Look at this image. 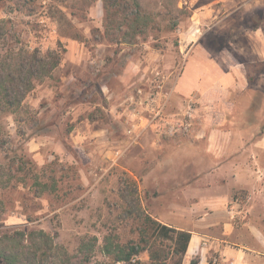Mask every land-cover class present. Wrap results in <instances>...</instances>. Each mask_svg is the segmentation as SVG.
<instances>
[{"label":"rangeland","instance_id":"rangeland-1","mask_svg":"<svg viewBox=\"0 0 264 264\" xmlns=\"http://www.w3.org/2000/svg\"><path fill=\"white\" fill-rule=\"evenodd\" d=\"M136 1L151 21L149 29L145 36L116 44L102 34V0H0V19H11L24 42L61 55L49 76L26 95L23 110L0 116V130L7 133L0 146V234L42 228L53 238L55 262L75 254L84 241L94 249L93 264L104 258L99 251L104 235L121 242L138 236L136 221L126 213L130 198H138L145 213L194 238H222L217 218L225 211L234 226L233 246L264 250V61L251 60L260 47L248 39L258 28L257 35L264 36V0ZM129 10L116 14L115 23L125 27ZM190 37L192 47L183 44ZM192 60L208 78L189 80L185 92L179 82ZM232 65L241 68L242 77L220 79L215 90L212 76ZM125 69L127 89L118 80ZM139 74L138 88L159 91L165 114L180 116L194 98L190 132L128 133L132 125L126 118L132 116L119 111L123 101L131 104L125 101L135 93L131 84ZM102 85L114 93L106 110L100 108L108 103L98 93ZM199 119L208 121L206 133L193 131ZM94 121L106 135L76 141L74 129L87 133ZM15 158L20 161L10 165ZM36 172L49 185L43 192L33 184ZM130 182L136 192L123 199L120 193ZM212 188L228 201L222 206L201 202L197 195ZM252 224L262 240L250 238ZM146 239L152 249L163 250L167 263L176 264L169 240L150 233ZM194 247L181 264H229L211 250L202 251L200 242ZM224 249L231 260L243 256L244 264H264L260 255ZM140 257L148 259L146 250Z\"/></svg>","mask_w":264,"mask_h":264},{"label":"trees","instance_id":"trees-1","mask_svg":"<svg viewBox=\"0 0 264 264\" xmlns=\"http://www.w3.org/2000/svg\"><path fill=\"white\" fill-rule=\"evenodd\" d=\"M128 8H130L128 13L131 19L126 26L123 27L122 22L115 23V15L119 12L125 14ZM102 9L104 11L102 34L113 43L130 42L138 36H145L149 29L151 21L136 0H102ZM13 27L11 19H0V116L19 114L23 110V100L26 95L35 88L37 83L49 76L61 59L60 52L56 49L42 51L40 47L30 46L21 39ZM32 118H34L33 115ZM22 119L23 117H19V120ZM5 137L7 133L2 128L0 146L6 142ZM19 161L20 158H15L10 161V165ZM28 162L32 170L36 168L32 160ZM33 176V184L38 188L37 191L43 192V189L49 188L48 183L41 180L37 172L33 173ZM128 184L130 185L125 191L120 189L123 199L130 193L136 192L135 184L133 182ZM130 201L132 205L126 213L136 221L140 233L134 239L125 242L117 240L118 238L111 234L104 235L101 249H99L104 258L95 260L93 264H169L163 250L152 249L151 244H148L146 237L149 233L156 240H169L172 244L171 253L176 257V264H181L191 232L152 218L141 209L138 198H130ZM54 245L52 236L42 228L11 229L2 232L0 234V264H89L92 260L94 249L83 241L75 254H68L64 259L55 262ZM144 250L148 254L147 260L140 257V253Z\"/></svg>","mask_w":264,"mask_h":264},{"label":"crops","instance_id":"crops-1","mask_svg":"<svg viewBox=\"0 0 264 264\" xmlns=\"http://www.w3.org/2000/svg\"><path fill=\"white\" fill-rule=\"evenodd\" d=\"M199 29L200 28L194 29L195 30V33H193L194 36H197L196 31ZM259 29L260 28L253 30V33L249 34V37H248L249 40L251 39L252 46L260 47V50L258 51L260 56L258 55V57H256V55H255V57L253 56V59H251L254 62L264 61V36L262 35L261 37H259L257 35L258 34L257 32ZM201 35H202V33H201ZM255 36H258L259 38H256ZM183 44L184 45L190 44L192 47L195 44V39L193 37H190L189 39H184ZM260 51H262V53H260ZM77 58H78V55L73 57L72 61H76ZM200 59H201V57H199V60ZM197 60H198V58H197ZM197 60H192L193 62H195L194 64L191 62L189 64H187V67L184 71V74L181 77V80L179 82V87H180L179 90L185 91L187 88L186 84L194 81V79L208 78V75H207L208 73L204 70V68H202V67L198 68L197 66H195ZM240 62H242V61H237V63H240ZM127 72H128V69H125V71H122V73L119 74V79H118L120 81V84H122V87L126 88V89L128 88V85H129ZM234 74L238 77H242L241 68L238 65H232L229 69L221 70L220 72H218V71L215 72V74L212 76V78L214 79L213 84L215 85V90H218L217 86L220 85V79L228 78V76H230V78H232V75H234ZM140 76H141L140 74L138 76H135V77H137L136 78L137 80H135L131 84V86L136 85V89L139 87V86H137L140 83L139 81L142 80L140 78ZM189 80H190V82H189ZM98 93L101 94V96H104L108 102L106 104H103L100 108L102 110H106V108L109 107L108 109H110V107H111V105L109 104L111 101L110 98L113 96L114 93L109 91L105 85L99 86V92ZM132 94H134V93H132ZM128 98H126L125 102H128ZM123 105L124 106L126 105V106H125V108L122 107L121 108L122 110H120V108H119V110H120L119 115L120 114H124V115L130 114L132 116V117L127 116V118H126V122L129 124L128 127H131V125H132V128H131L132 133L136 132L137 135H140V134L145 133V132H151V134L157 136V131L154 128H152V126H149L146 123V121H147L145 118L146 112L144 111V109H143L144 107L142 104L134 103V105H136L137 107H140L139 109H140L141 113L139 112L138 108H135L136 110H134L133 106H129V105H131L129 103L127 104V103H124V101H123ZM117 109L118 108H115V111H117ZM129 120H130V122H129ZM198 121L199 122L197 124L199 126L195 130L193 129V131L196 133L197 132L200 133L201 131L202 132L204 131L206 133V126H208V121H206V120L203 121L200 119ZM80 122H82V120H80ZM98 126L99 125L96 123V121L89 124L88 127H91V128L88 130L87 133H85V131H83L81 129H74V132H75L74 139L76 141H80V140H83V138H85L86 136H88L89 138H93V139L96 138V139H94L95 141L98 140L99 139L98 137L99 136H105L106 135L105 132L107 131L105 127L99 128ZM149 129H150V131H149ZM210 132L213 133V130H210ZM197 136H202V135L198 134ZM211 152L213 154L216 153L214 150ZM208 190L209 191L205 192V194H203L204 192H202V193H200V195L199 194L197 195L201 199V202H203L205 205H207V206H214V205L222 206L226 201H228L227 197L225 195H223L219 189L212 188V189H208ZM215 211L218 212L217 210H215ZM224 212L218 214L217 219L219 220V223L218 222L213 223L214 226H216L215 225L216 223L219 224L220 229H221V233H222V235H221L222 238L210 237L208 235L202 234V236H196V238H197L196 239V238H194L195 235L193 233H191V238H190L186 253L189 254V252H191V251L193 252L195 250L194 246H195V244H198V242H200L203 245V241L206 238L207 241H204L205 244L203 245V247H202L203 249H201V250L205 251V252H207L208 250H211V252L213 251V253L215 252L214 254H218L219 260L223 261L224 263L225 262H232L233 264H244L242 262L243 256H240L238 259L231 260L232 259V258H230L231 254L226 253V255H228V256L225 257L224 253H225L226 249H224V247L237 248V251H239L242 255L244 253L248 254L252 257L254 255H260L262 257L261 260H263L264 259V250L263 249H257L254 247L253 248L249 247V249H239L240 247H234L233 246V242H231V240H229V238L232 235V232H233L232 230H233L234 226L232 225V223L225 220V218H228V216ZM212 213H213L212 211L209 212V214H212ZM227 213H228V211H227ZM256 225L257 224L249 225V231L248 232H249L250 238L255 239V240L257 238H259V240H262V237H261L258 229H256V227H257ZM259 235H260V237H259ZM198 238H199V241H198ZM230 243H232V244H230ZM228 244H230V245H228ZM191 245L193 246V248L191 250H189Z\"/></svg>","mask_w":264,"mask_h":264},{"label":"built area","instance_id":"built-area-1","mask_svg":"<svg viewBox=\"0 0 264 264\" xmlns=\"http://www.w3.org/2000/svg\"><path fill=\"white\" fill-rule=\"evenodd\" d=\"M159 86V85H158ZM161 93L159 91L144 92L137 88L135 93L129 96L131 104L139 103L143 105L146 112V123L152 126L157 132L175 135L185 134L193 128L194 118L196 117L197 107L194 98H189L181 112L180 116L168 115L164 113L165 102L161 103ZM131 129L128 130V133ZM205 242H203V245ZM217 261V260H215ZM229 264H233L229 262Z\"/></svg>","mask_w":264,"mask_h":264}]
</instances>
